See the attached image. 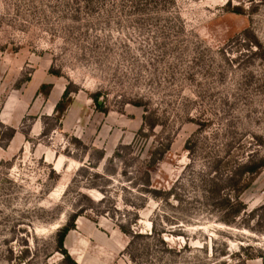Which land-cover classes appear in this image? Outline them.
Instances as JSON below:
<instances>
[{"label":"rangeland","instance_id":"rangeland-1","mask_svg":"<svg viewBox=\"0 0 264 264\" xmlns=\"http://www.w3.org/2000/svg\"><path fill=\"white\" fill-rule=\"evenodd\" d=\"M262 157L264 0H0V264H264Z\"/></svg>","mask_w":264,"mask_h":264},{"label":"trees","instance_id":"trees-1","mask_svg":"<svg viewBox=\"0 0 264 264\" xmlns=\"http://www.w3.org/2000/svg\"><path fill=\"white\" fill-rule=\"evenodd\" d=\"M230 10L238 12V13H242V12L245 11V7L238 4V5H235L234 7H232ZM66 96H67V92L65 94V97H62L57 102L56 110L59 113L63 112L66 109L68 103L71 101V97H67L66 98ZM98 103L100 104L99 101H98ZM252 164H253L252 166H247L246 167L247 169H245V170H247L249 173L254 174L255 172H257L259 170V168L264 167V158L262 157V158H260L258 160H255V161H253ZM246 165H248V164H246ZM253 179H254V175H251L250 177H248V179H246V181L244 182L241 190L243 191L244 189L248 188L252 184ZM239 196H240V194H238V197ZM226 200L228 202H230L231 205H234V204H238L239 205V203H241L239 198L235 199L232 195L227 196ZM233 200L235 202H233ZM235 209L237 210V212H240L242 210V208L239 209V207H237V206H235ZM76 217H77L76 214L72 215L71 221L66 223V224H64L60 228L59 235H58V250H60L62 253H64L65 259H66V261L69 264H79L72 257V255L69 253L68 249L65 247L66 237H67L68 233L70 232V230L75 227ZM122 228L124 229L125 227L123 226Z\"/></svg>","mask_w":264,"mask_h":264}]
</instances>
